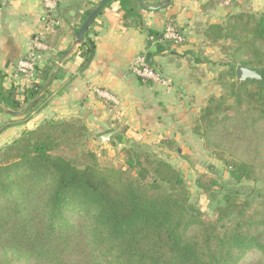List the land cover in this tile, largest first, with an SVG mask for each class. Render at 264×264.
<instances>
[{
  "label": "trees",
  "instance_id": "16d2710c",
  "mask_svg": "<svg viewBox=\"0 0 264 264\" xmlns=\"http://www.w3.org/2000/svg\"><path fill=\"white\" fill-rule=\"evenodd\" d=\"M117 1L124 20L143 10L138 0ZM90 26L79 46L81 70L94 54ZM204 35L233 44L236 67L261 78L240 83L233 73L225 95L209 99L192 129L205 148L222 158L228 152L230 182L221 187L251 182L253 199L226 192L219 200L218 181L198 174L196 188L216 203L215 218H207L166 160L133 145L120 151L122 165L103 166L79 148L87 132L79 120L45 121L0 149V264H264V13L231 15ZM165 51L159 45L154 54ZM49 76V66L38 70L41 84L21 104L15 88L0 87V112L23 104L27 114L39 110Z\"/></svg>",
  "mask_w": 264,
  "mask_h": 264
},
{
  "label": "crops",
  "instance_id": "0c3cea01",
  "mask_svg": "<svg viewBox=\"0 0 264 264\" xmlns=\"http://www.w3.org/2000/svg\"><path fill=\"white\" fill-rule=\"evenodd\" d=\"M99 1H59L55 17L60 25L48 36L49 50L38 68H51L41 92L46 102L30 114L25 113L29 106L24 104L19 112H0V149L25 130L50 120H79L87 130L85 141L98 145L100 135L111 132L113 139L122 130V142L128 140L136 146H177L191 139L190 118L195 111L192 102L206 97L210 79L203 69L204 62L198 61L201 58L197 56L202 55L199 50L212 43L204 33L209 26L223 25L231 15L247 12V0H142L145 8H135V15L127 20L118 1L113 0L90 26L88 38L94 42V54L81 70L83 59L77 33L86 12ZM248 1L255 6V0ZM43 14L42 0H12L7 4L0 0V87L15 88L20 104L31 85L16 76L15 66L42 27ZM167 22L174 23L183 33V45H166L162 40ZM149 31L159 34L158 40L148 35ZM159 45L166 48L163 55L154 54ZM148 53L152 55L148 57ZM140 54L150 59V66L169 81V88L143 83L130 72V64ZM36 83L41 84V80L37 78ZM96 89L113 96L117 106L99 98ZM107 147L99 148L100 156L106 155L102 150Z\"/></svg>",
  "mask_w": 264,
  "mask_h": 264
},
{
  "label": "rangeland",
  "instance_id": "374dc122",
  "mask_svg": "<svg viewBox=\"0 0 264 264\" xmlns=\"http://www.w3.org/2000/svg\"><path fill=\"white\" fill-rule=\"evenodd\" d=\"M255 6H251L249 1H245V9L251 14L259 15L264 13V0H255ZM249 4V5H248ZM233 44H228L226 41L212 42L206 46V49L199 50L202 55H197L201 59L198 61L204 62L205 74H208L209 81L206 83L208 89L207 95L201 98V102L194 100L192 103L195 104L193 109L195 111L191 114V134L193 129V121L198 116L200 110L204 108L210 98H219L225 95L224 87L228 82L230 83L233 78L232 74L235 73L236 62L232 57ZM200 61V62H201ZM199 101V99H198ZM120 133V134H119ZM119 134V135H118ZM115 138L109 142H100L98 145L95 141L87 140L84 144L80 145L79 148L83 150H90L96 155L98 154V160L101 165H112L120 166L123 163L122 155L120 151L125 147L133 146L130 141L120 142L119 136L122 135L120 131ZM133 142V141H132ZM102 146H108L107 149L102 151L106 152L105 156H100ZM180 150L177 153L176 150H169L165 147V144H151L149 150L151 154H155L159 158L169 162L182 176L186 182L187 189L190 193L189 202L195 208H197L207 218L214 219V207L215 202H211L205 196L202 195L201 191L198 190L194 184V180L198 174H206L209 178H215L218 181V193L219 200L221 196L226 192L232 193L239 200L253 199L250 195L254 185L251 182H242L239 185L231 186L232 188L221 187L223 184L230 182L226 166L224 165V158H228V152L224 149V158H222L218 152L211 149H207L203 146V141L197 136L186 139L176 146Z\"/></svg>",
  "mask_w": 264,
  "mask_h": 264
},
{
  "label": "built area",
  "instance_id": "2783aa9c",
  "mask_svg": "<svg viewBox=\"0 0 264 264\" xmlns=\"http://www.w3.org/2000/svg\"><path fill=\"white\" fill-rule=\"evenodd\" d=\"M12 0H2L7 4ZM60 0H42V9L44 20L42 27L37 31L31 40L29 49L25 56L21 58L15 66L16 76L26 81L29 86L37 80V71L39 63L49 50L47 42L48 36L53 34L59 27L60 23L55 17V13ZM162 40L172 46H181L185 43L186 38L181 31L172 22H167L163 28ZM130 72L143 83L152 84L155 87L169 88V81L160 73L156 72L146 63V57L143 54L137 55L129 66ZM95 94L107 103L117 106V101L107 92L96 89Z\"/></svg>",
  "mask_w": 264,
  "mask_h": 264
},
{
  "label": "water",
  "instance_id": "95a60500",
  "mask_svg": "<svg viewBox=\"0 0 264 264\" xmlns=\"http://www.w3.org/2000/svg\"><path fill=\"white\" fill-rule=\"evenodd\" d=\"M107 1L108 0H101L96 5V7L93 8V10L90 12L88 17L86 18V20L84 21L80 29L78 30L77 37H76L78 42L82 41V37H83L85 30L91 25V23L94 21V19L96 18L98 13L101 11V9L104 7ZM138 3L142 8H145L142 4V0H138ZM146 63L150 65L151 60L147 58ZM235 78H236V81L240 83H245L246 81H260L261 79L260 76L254 70H250L241 65H238L235 69ZM112 136H113V133L107 132L105 134L100 135L98 138V141L99 142H109ZM140 148L141 150H145V151L149 150V147L146 145H140ZM174 148H176V145H174ZM177 153H180L179 149H177Z\"/></svg>",
  "mask_w": 264,
  "mask_h": 264
}]
</instances>
